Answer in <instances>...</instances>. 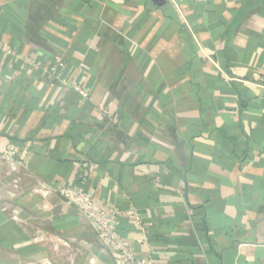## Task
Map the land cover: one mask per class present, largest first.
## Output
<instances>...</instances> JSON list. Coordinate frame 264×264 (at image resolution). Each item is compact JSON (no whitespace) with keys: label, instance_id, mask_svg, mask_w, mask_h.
Instances as JSON below:
<instances>
[{"label":"crops","instance_id":"crops-1","mask_svg":"<svg viewBox=\"0 0 264 264\" xmlns=\"http://www.w3.org/2000/svg\"><path fill=\"white\" fill-rule=\"evenodd\" d=\"M5 151L0 264H119L67 187L139 259L264 264V0H0Z\"/></svg>","mask_w":264,"mask_h":264},{"label":"built area","instance_id":"built-area-1","mask_svg":"<svg viewBox=\"0 0 264 264\" xmlns=\"http://www.w3.org/2000/svg\"><path fill=\"white\" fill-rule=\"evenodd\" d=\"M58 65L62 66L63 63L59 62ZM0 159L10 161V163L15 160L13 155L6 151L0 152ZM61 193L67 198L69 203L75 204L79 208L89 222L96 225L100 238L121 253L119 264H155L151 258H137L131 252L130 243L118 239L117 222L119 220V214L101 206L90 192L78 190L74 187H67L61 189ZM135 217L137 221L140 220L137 215Z\"/></svg>","mask_w":264,"mask_h":264},{"label":"rangeland","instance_id":"rangeland-1","mask_svg":"<svg viewBox=\"0 0 264 264\" xmlns=\"http://www.w3.org/2000/svg\"><path fill=\"white\" fill-rule=\"evenodd\" d=\"M2 160V159H0ZM2 161H0V166H3L4 168L7 167L6 164H2ZM14 163V164H13ZM11 168V171H17V169L19 168V164L18 161L15 159L11 162V164L9 165ZM13 169V170H12ZM18 176V175H17ZM17 176H14L15 182L18 184L19 180ZM22 178V177H21ZM24 180H26V182H28L29 177L26 176V178H23ZM14 182V180H13ZM14 182V185H15ZM16 192L17 193V188L15 187ZM13 197V196H12ZM8 208H5L3 210L5 217H7V221H8V225L11 228V249H17V245H18V240L17 238L13 235V234H18V232H26V233H30L33 234L34 233V225L32 223H30L29 221L24 222V219L22 218V216L25 215H31L32 214V207H29V211H25L22 209L21 206L18 205V203L14 200L9 202V205H7ZM30 208H32L30 210ZM2 213V212H1ZM14 253V254H13ZM0 262H1V257H0ZM9 264H19L18 262V257L16 256V250H13V252L10 255L9 258Z\"/></svg>","mask_w":264,"mask_h":264}]
</instances>
